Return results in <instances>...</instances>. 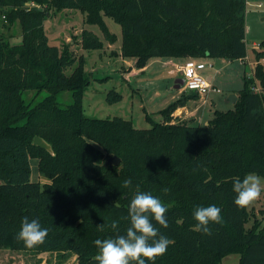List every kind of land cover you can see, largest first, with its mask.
<instances>
[{"label": "trees", "instance_id": "trees-1", "mask_svg": "<svg viewBox=\"0 0 264 264\" xmlns=\"http://www.w3.org/2000/svg\"><path fill=\"white\" fill-rule=\"evenodd\" d=\"M63 9L84 13L112 43L117 35L105 16L119 22L122 57L140 69L155 58L248 56L246 0H0V248L69 251L78 264H96L93 241L116 235L97 226L117 220L124 234L138 188L168 210L167 229L153 220L172 241L155 264H221L233 253L238 264H264V224L254 219L247 226L253 213L234 204L233 191L237 178L264 177V41L233 108L216 109L206 124L174 116L199 97L183 92L161 110L162 121L148 117L151 127L139 128L121 116L85 114L91 84L85 59L51 44L44 28ZM17 23L21 41L13 43L8 33ZM81 43L87 50L105 47L87 28ZM31 90L48 94L34 102L25 96ZM63 91L71 92L68 104L59 99ZM122 99L115 89L107 96L109 103ZM37 135L53 152L34 143ZM112 156L120 157L119 165L106 164ZM33 160L45 182L33 179ZM129 179L132 187L125 188ZM209 205L221 209L222 222L210 223L211 235H204L195 230L194 210ZM25 217L49 230L45 243L29 249L16 239Z\"/></svg>", "mask_w": 264, "mask_h": 264}, {"label": "rangeland", "instance_id": "rangeland-1", "mask_svg": "<svg viewBox=\"0 0 264 264\" xmlns=\"http://www.w3.org/2000/svg\"><path fill=\"white\" fill-rule=\"evenodd\" d=\"M262 3L263 7L258 8V4ZM108 28L112 33L117 35V41L112 43L107 40L100 26L97 24H88L85 22V15L79 10L63 9L56 11L49 19L45 21V31L49 36L50 43L57 45L61 49L66 46L74 52L76 57L85 59L86 70L89 72L91 84L85 92L84 96V112L89 117H115L132 120L135 126L139 128H149L151 120L162 121L163 116L161 110L166 108L172 101L174 95L178 93L179 83H176L177 78H173L168 74V70L161 65H155L146 71L133 73L135 60L127 62L121 54V44L123 38L122 25L111 17L105 16ZM247 25V46L248 56L245 61L241 59L230 60L226 58H215L220 60L215 67H209L205 62L204 67L207 71H217L218 67H222V73L218 76L217 85L219 92L210 91L207 97L208 103L206 109L204 107V99H200L201 112L204 111L202 123L206 124L212 118L216 109L228 110L234 107V103L228 101L230 94L239 92L244 87V77L254 76V68L256 62V50L261 48V43L264 41V0H248L246 11ZM84 28L94 31L104 41L105 47L97 50H87L82 47L81 33ZM13 34V43L21 41L22 30L20 24L14 25L13 29L8 33ZM264 64V59L261 60ZM78 62L67 68L66 73L70 75ZM182 74V73H181ZM216 82V81H215ZM258 89L260 85L255 84ZM115 89L123 94V99L116 103H109L107 96L109 91ZM48 94V91H27L25 96L27 100L34 102L41 100ZM59 99L63 104H68L72 100L70 91H63L59 95ZM200 112V113H201ZM179 113V111L175 114ZM183 114V113H182ZM181 114V115H182ZM202 114V113H201ZM192 116V115H189ZM151 119H149V118ZM187 117V116H183ZM190 118V117H187ZM201 123V122H200ZM33 179L45 182L47 179L41 176L37 171L36 161H32ZM260 177L262 182V191L260 197L249 206V210L253 213L251 221L247 226H251L254 219L260 220L264 224V177ZM249 175V174H248ZM10 249V248H9ZM19 251V250H17ZM23 251L24 258L27 260L30 255L38 256L49 252L38 261L47 260L48 264H52L56 256L58 261L63 257L67 258L75 255L73 252L63 251H46L35 252L28 250ZM239 255L236 253L229 254L223 258L221 264H238ZM59 264V263H57Z\"/></svg>", "mask_w": 264, "mask_h": 264}, {"label": "clouds", "instance_id": "clouds-1", "mask_svg": "<svg viewBox=\"0 0 264 264\" xmlns=\"http://www.w3.org/2000/svg\"><path fill=\"white\" fill-rule=\"evenodd\" d=\"M262 182L260 177L249 174L242 180L237 178L233 182V191L236 193L234 204L240 208L248 207L261 195ZM125 188L132 187V181L125 180ZM168 190L165 189V192ZM167 208L164 203L149 192H142L138 188L128 207L129 226L124 234H119V221L112 220L110 224L101 223L98 231L104 232L110 228L115 236L93 241L97 248L94 256L96 264H146L150 261L155 264L157 257L166 253L172 241L161 234L155 226L159 224L167 229L169 223L166 217ZM194 219L197 221L195 230L204 235H211L210 223L222 222L221 209L216 205L199 206L194 210ZM49 230L42 227L39 220L21 221V227L16 239L23 242L26 248H33L45 243Z\"/></svg>", "mask_w": 264, "mask_h": 264}, {"label": "crops", "instance_id": "crops-1", "mask_svg": "<svg viewBox=\"0 0 264 264\" xmlns=\"http://www.w3.org/2000/svg\"><path fill=\"white\" fill-rule=\"evenodd\" d=\"M131 60H133V59H131ZM131 60H126V61L130 62ZM185 60L186 59H184V58H178V59L155 58V59H152L147 64V66H145L144 68H141V69L140 68H134L133 73L136 72L137 74H139L138 72H142V71L144 72L148 69H151L155 65V63H161V65L164 67V69H167L171 65H174L173 67H171V69L168 70V74L171 75L173 78L175 77V78L179 79L178 80L179 88H178V86H175L178 89V93L176 95H174V97H173L174 100H176L181 96V94L183 92H186L187 94H194L193 91H190V90L185 91L183 89V86H182L183 83L181 80H183V75L181 74L182 72L180 70H178V66H181L182 64H184ZM198 60L201 62L203 60V62H205L206 65H208L209 67L212 66V69H213V67L218 65L220 62V60H216L215 58H211V57H204V58H201ZM245 60H242V61H245ZM168 65H169V67H166ZM206 69H207L206 66L204 68H202L200 70L201 74L204 75L205 77H207L215 86H218L216 83H217L218 76H220L222 73V67H218L217 71H212V72H209ZM234 93H236L238 95L237 92H234ZM201 97L202 96L199 95L198 98H192L189 100V102L186 106L179 108V110L183 112L182 116L195 118L196 122L202 123V117H203L204 111L203 112L200 111L201 110V104L199 103V100L202 98L204 99L203 110L206 109V107H207L206 104L208 103V101H207V98H204V97L201 98ZM228 101H229V97H228ZM189 115H192V116H189ZM46 254H50V253L47 252V253H43V254H38V256H35V257L33 255H30L29 258L26 260L24 258L23 251H17V250H12V249L3 247V248H0V264H48L47 260L38 261L39 258H42ZM56 254L57 253H55V256H54L56 258L54 259V261H52L53 262L52 264H57V263H59V264H78V260H77L76 255H71L67 258L63 257L62 259H60L58 261V256H56Z\"/></svg>", "mask_w": 264, "mask_h": 264}, {"label": "built area", "instance_id": "built-area-1", "mask_svg": "<svg viewBox=\"0 0 264 264\" xmlns=\"http://www.w3.org/2000/svg\"><path fill=\"white\" fill-rule=\"evenodd\" d=\"M248 3V0H246ZM38 4L31 2L28 6H36ZM258 8H262L263 4L259 3ZM204 68V64L198 59H187L184 64L178 66V70L182 72L183 75V89L185 91L190 90L198 93L200 96L207 98L210 91L214 90L219 92L218 89L207 77L201 74L200 70ZM258 89V88H257ZM176 111L179 113L175 114ZM174 116H182L183 112L177 109ZM182 114V115H181ZM183 117V116H182Z\"/></svg>", "mask_w": 264, "mask_h": 264}, {"label": "water", "instance_id": "water-1", "mask_svg": "<svg viewBox=\"0 0 264 264\" xmlns=\"http://www.w3.org/2000/svg\"><path fill=\"white\" fill-rule=\"evenodd\" d=\"M178 80H179V79L176 80V83H178ZM181 81H182V83H183V80H181ZM182 83H181V84H182ZM181 84H180V85H181ZM237 100H238V95H237L236 93H232V94H230V96H229V101H230V102H232V103L235 104V103L237 102ZM34 143H35L36 145H38V146L44 147V148L48 149L49 151L53 152V149H52L51 144L48 143V142H47L44 138H42L41 136H38V135L35 136V138H34ZM120 162H121L120 157H118V156H112V157H110V158L107 159L106 164L112 166V165H119Z\"/></svg>", "mask_w": 264, "mask_h": 264}]
</instances>
